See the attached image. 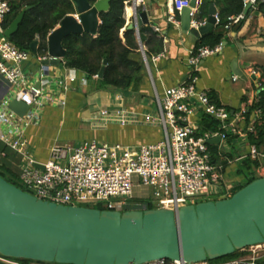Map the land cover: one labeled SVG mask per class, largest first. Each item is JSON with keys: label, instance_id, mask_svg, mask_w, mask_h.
Wrapping results in <instances>:
<instances>
[{"label": "built area", "instance_id": "2783aa9c", "mask_svg": "<svg viewBox=\"0 0 264 264\" xmlns=\"http://www.w3.org/2000/svg\"><path fill=\"white\" fill-rule=\"evenodd\" d=\"M202 0H197V5ZM244 6L252 3L258 7L262 0H243ZM190 4V0H179L177 9ZM125 6L133 11L130 21L139 32V11L147 10L144 0H127ZM175 6V1H174ZM11 10L9 0H0V73L5 75L11 84L14 93L4 98L0 103V126H7L9 131L0 130V140L7 146L20 153L24 160L21 165L20 180L26 187L24 190L37 198L65 205H82L89 201H105L106 209L126 210L129 206L134 209H145L141 202L122 201V208L117 207L113 198H127L134 194L136 186L152 188L158 198L157 208L178 210L190 204L191 196L223 193L221 198L230 197L231 188L240 185V180L227 183L229 173L227 166L246 157L258 160L261 164L256 168L260 176H264V152L255 144L246 149H237L233 159L228 157L227 147L233 135L240 137L241 144H247L248 132H253L256 121L264 115V110L257 108L246 121L248 107L241 109L238 114H233L227 107L214 104L208 91L198 88L197 74H190L189 79L181 84L167 88L163 94L156 91L153 99L156 107L145 115V121L157 124L162 128L161 139L129 146L119 142H105L97 139L83 140L78 144H60L53 146L49 158L45 162H38L29 149L24 127L38 114V107L50 99L44 94V72L48 66L42 60L49 54L37 55L31 49H22L5 35L7 29L3 26L5 16ZM196 14V8L191 11V16ZM264 15V13H263ZM217 22L220 16L217 13ZM246 18V14L231 15L224 28L229 31L236 24ZM170 19L178 22L174 16ZM207 22L193 21L198 27ZM143 54L145 53L141 45ZM224 41L211 47L201 46L193 52L190 63L196 69L201 59L223 52ZM37 57L41 62L39 81L30 82L25 72L24 64ZM154 56L153 59L159 58ZM147 62V57L145 56ZM193 69V70H194ZM98 78V75L94 76ZM68 82H75L77 77L71 74ZM83 82H87L85 75ZM234 79H237L235 76ZM65 85V81H60ZM264 89V77L259 82ZM30 106L24 116H20L9 108L12 96ZM122 97V94L119 95ZM65 104V100L61 101ZM206 113L219 122L217 130L200 132V114ZM237 119L244 120L245 125L238 127ZM123 123L137 120L132 116L122 115ZM221 136V142L216 144L218 160L214 154L209 140ZM249 144V143H248ZM215 145V144H214ZM224 161L228 162L225 166ZM43 164L44 169L37 166ZM229 195V196H228ZM207 200V199H206ZM209 200V199H208ZM216 200V199H212ZM196 203V202H195ZM239 251V255L225 260H201L188 262L184 259L161 258L142 264H264V243L247 246ZM0 253V261L6 264H19Z\"/></svg>", "mask_w": 264, "mask_h": 264}, {"label": "water", "instance_id": "95a60500", "mask_svg": "<svg viewBox=\"0 0 264 264\" xmlns=\"http://www.w3.org/2000/svg\"><path fill=\"white\" fill-rule=\"evenodd\" d=\"M112 1L73 0L76 13L66 15L48 35L49 57L43 64L62 62L67 55L63 41L68 35H97L100 14L110 9ZM197 6V0H190L180 14L183 28L200 37L218 24V9L212 2L207 22L196 27L191 11ZM251 7L252 3L246 5V14ZM29 8L7 28V37L19 30ZM138 13L139 26L148 24L149 12ZM38 44L36 39L31 45L34 54ZM104 73L105 66L99 78ZM9 108L24 116L30 106L14 94ZM220 142L221 136L209 140L210 144ZM260 243H264V176L230 197L202 200L178 210H115L42 200L0 175V253L6 257L58 264H142L161 258L196 262L223 258Z\"/></svg>", "mask_w": 264, "mask_h": 264}, {"label": "crops", "instance_id": "0c3cea01", "mask_svg": "<svg viewBox=\"0 0 264 264\" xmlns=\"http://www.w3.org/2000/svg\"><path fill=\"white\" fill-rule=\"evenodd\" d=\"M174 1L144 0L149 12V23L144 25H150L156 30L163 37L165 46L164 51L157 54L160 55L159 58L153 59L157 55L148 57L146 46L136 31L145 53L143 54L140 48L141 55H135L134 58L141 59L144 68L140 72V81L132 84L130 88L122 91L102 88L97 78H89L87 73L67 66L65 58L60 64L48 66L47 72H44L43 85L44 94L50 99L45 100L44 104L36 109L38 115L23 128L29 149L38 162H45L57 143L78 144L83 140L97 139L137 146L161 139L162 128L157 124L147 123L144 119L153 108L152 104H143V100L147 98L153 100L156 91L163 94L167 88L187 81L193 73L198 76V88L208 91L214 104L227 107L233 114L255 105L263 90L259 82L264 77V11L259 6L252 5L246 14L244 6L242 12L246 14V18L240 22L241 25L236 24L229 31L225 29L223 52L201 59L194 69L190 58L204 35L197 37L183 28L180 10H176ZM199 6L200 4L196 8L194 19L203 22L209 15L204 19H198ZM217 9L219 14L218 6ZM133 14L134 11L125 6L126 25L121 31L122 36L128 29ZM171 16L178 22L172 21ZM218 24L212 30L217 28ZM58 26L59 24L56 27ZM23 66L30 82L37 83L42 66L37 57ZM71 74L76 75L75 82L67 81ZM85 75L88 76L87 82H83L82 79ZM235 76L237 79H234ZM65 80V85L60 83ZM14 91L7 77L0 73V103ZM125 99L129 103H125ZM63 100L65 104L61 102ZM256 109L257 107L252 109L251 115ZM122 115L132 116L137 120L123 123L120 120ZM238 122V127L245 125L244 120L239 119ZM258 125H264V119L260 118ZM0 130L9 131L4 125L0 126ZM231 137L235 139L232 140L233 144L229 142L227 148L234 152L228 151V155L231 153L235 155L237 149H247L251 145L248 135L247 144L241 146L238 135ZM219 150L218 147L216 151ZM0 160L20 177L24 158L2 140ZM240 161L227 166L228 184L243 179L244 175L238 173ZM256 173L259 176L258 171ZM137 189L139 186L135 187L134 192Z\"/></svg>", "mask_w": 264, "mask_h": 264}, {"label": "trees", "instance_id": "16d2710c", "mask_svg": "<svg viewBox=\"0 0 264 264\" xmlns=\"http://www.w3.org/2000/svg\"><path fill=\"white\" fill-rule=\"evenodd\" d=\"M126 1L114 0L111 3L110 9L100 14L101 24L97 35H92L87 32L70 34L63 41V45L67 50L65 57L67 66L87 73L89 78H94L105 66L103 78L96 79L99 86L102 88H114L118 91L126 90L132 84L140 81V72L143 70L144 64L141 59L137 60L134 57L135 55H141V41L146 46V54L148 57L162 53L165 46L163 37L150 25L140 26L139 35L141 41H139L135 28L126 29L124 35H121V31L126 25V19L124 17ZM178 1L175 0V8L177 11ZM212 2L219 7L220 23L217 28L200 38L196 49L204 45L213 47L221 41H224L226 35L224 25L228 22L229 16L239 14L244 10L243 0H202L199 6L198 19H204L209 15V6ZM9 3L11 10L7 13L3 21L5 29L10 27L23 9L30 7L25 13L19 30L9 37V39L22 49H31L32 43L36 39H39L37 55H45L47 53L48 35L61 23L62 19L68 14L76 13L73 0H9ZM259 7L264 11V2H260ZM105 60H107L106 64ZM254 107L264 110V89L261 92L260 98L256 100L255 105L248 109L246 113L247 122L250 120V115ZM260 118L264 119V115ZM258 120L256 121L257 125L255 130L248 132V139L251 144H255L260 150L264 151V125H258ZM218 127L219 122L216 119L206 113L201 114V133L207 130H217ZM234 139L230 137V144H233L232 140ZM211 148L214 153V159L218 160L216 151L218 146L211 144ZM229 155L232 158L234 157L233 153ZM262 163H264V159ZM224 164L226 166L228 162L224 161ZM260 164V161L252 160L248 156L239 162L240 169L238 173L248 174L247 183H249L259 177L254 174L253 168H257ZM0 175L12 184L23 188L19 174L10 169L1 160ZM243 186L238 185L233 193ZM93 206L100 209L107 208L101 202ZM134 208L136 207L129 206L128 209ZM147 208H152V206L148 205ZM238 255L239 251H236L228 257L234 258ZM18 260L23 262L27 261V259Z\"/></svg>", "mask_w": 264, "mask_h": 264}, {"label": "rangeland", "instance_id": "374dc122", "mask_svg": "<svg viewBox=\"0 0 264 264\" xmlns=\"http://www.w3.org/2000/svg\"><path fill=\"white\" fill-rule=\"evenodd\" d=\"M126 102L129 103L125 99V103ZM143 102H144L143 104H146V105L152 104L151 107L153 109L156 107V103H155L154 99L152 100L151 98H147L146 100H143ZM230 151H232V150H230ZM232 152H234V151H232ZM253 171H254V174L256 175L257 174L256 173L257 169L256 168H253ZM240 175L241 176L244 175L243 176V179L240 180V185H245L247 183L248 174L245 175L244 173H242ZM21 186L23 188H26L23 185L22 182H21ZM236 187L237 186H234V188H231V191L233 192ZM225 188H226V190H224L223 193H214V194H209V195L191 196V197L188 198V202L189 203H195V202L197 203L199 201L206 200V199L207 200L208 199H218L219 197H222L223 196L222 194H224L228 190V186H226ZM112 200L116 203L117 207H120V208H122V205H121V202L122 201L141 202L145 207H148V205L149 206H152V207H157V205H158V198L154 195L153 189L152 188H147V187H144V186H140L139 189H137V191L134 192V194L132 196H130V197H127V198H113ZM100 202L103 203L104 206H106V203H104L105 201H95V200L94 201H89V202H84V203H82V205H85V206H87V205L93 206V205H95L97 203H100ZM232 258L233 257L226 256V257H223V258H219V260L220 259L221 260L232 259ZM8 259H10L12 261L15 260L19 264H57V263L37 262V261H33V260H27V261L23 262L21 260H18V259L16 260L14 258H8Z\"/></svg>", "mask_w": 264, "mask_h": 264}, {"label": "bare ground", "instance_id": "6f19581e", "mask_svg": "<svg viewBox=\"0 0 264 264\" xmlns=\"http://www.w3.org/2000/svg\"><path fill=\"white\" fill-rule=\"evenodd\" d=\"M129 12H131V10H129Z\"/></svg>", "mask_w": 264, "mask_h": 264}]
</instances>
